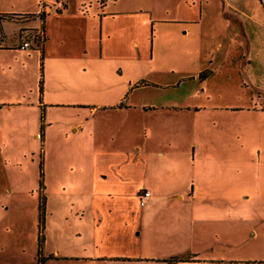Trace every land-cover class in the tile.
<instances>
[{
    "label": "crops",
    "instance_id": "crops-1",
    "mask_svg": "<svg viewBox=\"0 0 264 264\" xmlns=\"http://www.w3.org/2000/svg\"><path fill=\"white\" fill-rule=\"evenodd\" d=\"M8 1L11 6L14 4V0H3L2 4ZM64 1V7L50 16L59 20L56 24L46 25V16L40 22L45 32L39 48L40 68L50 69L54 63V71L63 79L62 85L53 89L46 86L48 81L42 79L41 73L37 83L39 120L44 125L41 136L45 142L39 163L38 190L45 195V215L39 226L38 205L36 216L34 209L31 212L9 198H0V264L246 263L245 258H223L204 252V240L209 233L220 239L225 230L237 228L242 217L237 208L247 202L239 195V185L234 180L238 175L235 155L229 150L227 155L214 150L216 144L211 140L209 146L213 148L204 150L205 141L191 138L190 126L185 125L181 116L187 115V123L191 120L196 127V121L190 116L199 106L186 98L177 102L167 97L157 103L133 99L132 92L122 91L112 96L106 88L76 87L75 82L78 83L81 76L97 73L105 76L109 68L107 60L113 52L115 57L134 58L133 48L141 55L139 46L142 43L145 46L146 42L134 38L125 47H120L119 43V49L113 51L110 17L125 10H106V0H96L99 5L89 0V7H86L87 0ZM181 4L173 16H157L151 9L146 18L141 14L142 17L131 21L137 27L144 26L147 19L154 21L157 28L158 22L165 23L169 19L181 24L179 35L185 39L190 34V26L202 24L207 11L211 10L218 15L225 32L227 47L223 56L238 37L246 40L250 47L254 41L253 49L257 44L264 47V0H182ZM3 5L0 6L2 29L6 21L16 19L10 16V10L14 9ZM52 9L49 7L50 11ZM18 19L21 21L18 33L23 27L34 26L33 19ZM52 34L57 38L55 45L59 46L54 50ZM2 36L7 37L4 30ZM2 40L0 49L11 47ZM173 46L182 45L169 41L168 47ZM157 47L156 39L151 40L150 51ZM262 59L264 63V57ZM8 95L7 99H0V111L21 106ZM237 106L231 105L232 108ZM135 132L137 136L133 138ZM38 134L35 130L34 135ZM220 136L212 138L219 142ZM53 142L54 150L50 152ZM156 143L163 146L157 152L151 150V144ZM176 144L180 145L179 150H175ZM186 144V151L191 150L189 154L181 148ZM174 151L177 153H170ZM15 154H7L5 161L16 159ZM133 154L141 163L146 159V166L151 162L171 163L170 172L175 166L188 164L193 172L191 181L184 187L167 189L171 174L168 176L166 169L156 172L154 168L145 167L141 182L130 193L135 198H123L130 182L127 169ZM145 188L150 190V196L140 204L138 194ZM51 195L58 198L52 200ZM222 207L226 209L212 212L213 208ZM187 208L188 215L184 213ZM162 210L167 212L161 214ZM39 229L41 261H38ZM138 241L149 247L162 244L166 251L153 248L142 252V248L131 247Z\"/></svg>",
    "mask_w": 264,
    "mask_h": 264
},
{
    "label": "rangeland",
    "instance_id": "rangeland-1",
    "mask_svg": "<svg viewBox=\"0 0 264 264\" xmlns=\"http://www.w3.org/2000/svg\"><path fill=\"white\" fill-rule=\"evenodd\" d=\"M106 1V10H125L120 15L111 14V50H118L119 43L120 47H125L134 38H138L141 43L144 40L146 44L144 46L142 43L139 46L138 52H142L141 55L133 48L136 55L134 58L115 57L113 52V56L107 60L109 68L105 76L99 73L81 76L77 79L79 84L74 81L75 86L106 88L112 96L122 91L128 94L132 92L133 99H148L157 103L167 97L177 102L186 98L191 104L198 105L199 108L190 116V119L196 121V127L191 120L187 123L189 121L187 115L181 116V119L185 120V125L190 126L189 135L192 139L205 141L204 150L213 148L211 144L209 146L211 140L216 144L214 150L222 151L221 154L225 155L229 150L235 155L238 175L234 180L239 185V195L241 198L245 197L247 201L245 205L241 204L237 208V213L242 216L237 228L225 230L220 239L209 233L204 240V252L206 255H219L223 258H245L246 263L235 264H264V63H262L264 47L257 44L253 49L254 41L250 47L246 40L238 37L232 43L228 54L223 56L227 47L224 42L225 32L222 31L217 19L218 15L211 10L207 11L202 24L190 26V34L185 39L179 35L181 24L177 25V22H171L169 19L165 23L158 22L157 28L154 21L153 23L147 19L144 26L137 27L131 21L134 17H142L141 14L146 18L151 9L157 16H173L182 6V0ZM2 3L3 0H0V6ZM6 3L4 4L6 7L14 9L10 10V16L17 20L6 21L4 29L0 26V39H3L4 44L11 45L0 49V99H7L6 94H9L8 96H13L21 106L6 107L0 111V198H9L17 206L31 209V212L34 209L33 214L37 216L39 163L45 145L41 136L44 125H41L39 120L37 83L41 73L42 79L46 78L48 81L46 86L53 89L59 88L63 79L54 71L56 68L54 63L50 69L40 68L38 58L41 51L38 47L18 46L23 38L18 33V25L21 23L18 18L33 19L32 30L43 22L44 16L46 25L56 24L59 20H56L55 16L50 17L57 10L54 6L53 11L46 10L43 14L40 13V0H14L12 6L11 2ZM89 3L87 0L86 7H89ZM21 13L27 14L24 17ZM41 26L43 27V23ZM184 29L182 27V30ZM3 30L7 37H1ZM56 39L52 34L53 50L59 47L55 45ZM154 39L159 47L151 52V40ZM250 39L252 42L251 36ZM169 41L171 43L175 41L183 47L169 48ZM14 44L17 45L13 46ZM151 53L154 55L151 56ZM231 105L238 106L232 108ZM35 130L39 131L38 135H34ZM218 134L221 135L223 142L221 140L217 142L218 140L212 138ZM139 135L140 133L138 137ZM133 136L136 138L137 133L135 132ZM54 144L55 142L50 144V152L54 150ZM151 147L155 152L163 148L157 143L151 144ZM181 148H184L182 150L185 154L191 151H186L187 144ZM179 149L180 145L176 144L175 150ZM11 153H16V159L5 161V156ZM134 157L135 154L129 160L130 167L127 172L130 182L127 195H123V198H135L130 193L136 184L141 182L140 177L145 172V167L148 170L154 168L156 172L166 169L172 179L166 182L167 189L184 187L191 181L193 172L188 164L175 166L174 171L170 172L171 163L158 165L151 162L146 166V159L145 163H141ZM6 186H9L10 190ZM55 198L58 197L51 195L52 200ZM223 209L226 208H213L212 212L219 213ZM166 212L162 210L161 214ZM184 213L188 215V208ZM131 247L142 248V252H150L153 248L155 251H166L159 243L149 247L145 242L138 241Z\"/></svg>",
    "mask_w": 264,
    "mask_h": 264
},
{
    "label": "built area",
    "instance_id": "built-area-1",
    "mask_svg": "<svg viewBox=\"0 0 264 264\" xmlns=\"http://www.w3.org/2000/svg\"><path fill=\"white\" fill-rule=\"evenodd\" d=\"M65 5L64 0H43L41 2V9L40 13H43L46 10H49V7L54 6L57 10L62 9ZM20 37L21 38L19 47L26 48L30 46H36L38 48L41 47L45 39V32L41 24L36 26L35 30H32L31 27H25L24 29L20 30ZM150 196V190L145 188L141 190L138 194L140 204H144Z\"/></svg>",
    "mask_w": 264,
    "mask_h": 264
},
{
    "label": "trees",
    "instance_id": "trees-1",
    "mask_svg": "<svg viewBox=\"0 0 264 264\" xmlns=\"http://www.w3.org/2000/svg\"><path fill=\"white\" fill-rule=\"evenodd\" d=\"M41 14H43V13H41ZM39 183L41 184V173H40ZM38 206H39V226H40V223L44 219V215H45V195L44 194H41V193L39 194V204H38ZM38 241H39V245H38V261H41L42 258L40 257V253H41L42 235L40 234V229H39ZM172 259H177V258L173 257Z\"/></svg>",
    "mask_w": 264,
    "mask_h": 264
}]
</instances>
